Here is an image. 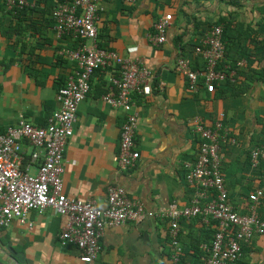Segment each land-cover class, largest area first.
Returning <instances> with one entry per match:
<instances>
[{
	"label": "crops",
	"instance_id": "1",
	"mask_svg": "<svg viewBox=\"0 0 264 264\" xmlns=\"http://www.w3.org/2000/svg\"><path fill=\"white\" fill-rule=\"evenodd\" d=\"M54 6L55 0L37 5L31 1L14 16L0 2V135L22 117L46 126L59 109L58 91L76 71L74 62L59 55L62 48H75L78 43L55 33ZM170 14L167 41L155 47L149 35L158 19ZM217 24L225 30L227 46L221 64L234 72L235 82L226 81L214 93L201 82L192 92L186 77L176 72V63L184 57L194 69H204V60L194 51ZM97 27L101 48L142 60L153 74L151 94L136 96L141 157L127 171L114 162L126 114L103 101L111 72L97 71L65 150L64 193L95 201L104 209L109 186L119 185L149 212L172 204L187 207L193 191L186 182L185 166L197 159L201 143L194 121L201 119L212 128L224 114L230 136L222 145L223 176L237 212L247 214L248 195L264 186V157L256 168L251 163L252 152L264 150V0H137L134 5L103 1ZM232 138L236 144H231ZM23 148L32 151L26 143ZM258 212L264 220V198ZM29 220L32 230L16 220L0 227V264H81L76 247L62 248L59 243L67 217L45 209L30 212ZM169 228V221L158 218L109 227L93 264H172ZM180 228L189 255L197 241H212L216 225L199 216L183 219ZM186 260L194 264L196 258L189 255ZM240 264H264V235L244 245Z\"/></svg>",
	"mask_w": 264,
	"mask_h": 264
},
{
	"label": "built area",
	"instance_id": "2",
	"mask_svg": "<svg viewBox=\"0 0 264 264\" xmlns=\"http://www.w3.org/2000/svg\"><path fill=\"white\" fill-rule=\"evenodd\" d=\"M3 1L6 8L18 16L31 1L37 5L41 0ZM103 1L116 0H55L56 7L52 12L55 33L59 38L67 37L78 43L75 48H62L59 55L74 62L76 71L58 91L59 109L48 119L46 126L33 125L22 117L16 126L0 135V227H8L16 220L32 230L30 212L53 209L69 219L59 236L61 247H76L81 264H93L101 254V241L107 228L158 218L169 221L173 248L171 261L181 264L185 251L180 223L183 219L203 216L216 228L212 241L201 244L206 255L194 264H240L244 245L254 237L264 235V220L258 212L260 200L264 198V186L248 195V213H238L230 200L222 171V145L230 136L224 114L212 128H207L201 119L194 121L193 129L199 134L201 143L197 159L185 166L186 182L193 191L191 204L187 207L172 204L159 212H149L119 185L109 186L104 209L95 201L64 193L65 150L74 135L79 106L90 93L91 79L97 71L111 72L103 101L126 114L120 149L114 162L120 170L127 171L135 168L141 157L136 143L139 125L136 96L151 94L153 74L142 60L126 59L99 46L97 22ZM121 1L134 5L137 0ZM171 24V14L158 19L149 35L153 46L166 43ZM194 52L204 60V69H194L191 60L184 57L178 59L175 67L176 72L186 77L190 91L197 92L201 82L210 93L228 80L235 82L234 72L219 68L226 54L222 26L212 27ZM24 143L31 147L30 153L24 151ZM231 144H236V139L232 138ZM263 157V149L254 150L252 166L258 167ZM33 168L35 173L31 172Z\"/></svg>",
	"mask_w": 264,
	"mask_h": 264
},
{
	"label": "trees",
	"instance_id": "3",
	"mask_svg": "<svg viewBox=\"0 0 264 264\" xmlns=\"http://www.w3.org/2000/svg\"><path fill=\"white\" fill-rule=\"evenodd\" d=\"M2 1L3 0H0V2L2 3ZM50 2H53V0H50ZM3 3H4V1H3ZM42 3H43V0H42ZM234 4H237V3H235L234 2ZM56 7V2H55V6H54V8ZM54 8H53V10H54ZM215 26H218V24L217 25H215ZM224 34H225V30H224ZM224 42H225V39H224ZM226 43V42H225ZM76 46V44L74 45V47ZM226 48H227V46H226ZM223 61V60H222ZM222 61H221V63H222ZM220 63V66H219V68L221 69V70H224V68H223V64H221ZM201 244L202 243H199L198 241H197V243L196 244H194L193 246H192V249H191V252H189L190 254L189 255H191V256H194L195 258H196V260H195V262L194 263H196L197 261H200V259L204 256V255H206V251H204V250H202L201 249ZM183 245V244H182ZM189 255H186L185 254V252H184V255L182 256V258H181V264H189L188 263V261L186 260V258L189 256Z\"/></svg>",
	"mask_w": 264,
	"mask_h": 264
}]
</instances>
